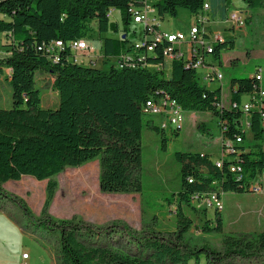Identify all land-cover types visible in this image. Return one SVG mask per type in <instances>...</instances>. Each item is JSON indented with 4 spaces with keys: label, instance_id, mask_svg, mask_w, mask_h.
<instances>
[{
    "label": "trees",
    "instance_id": "obj_1",
    "mask_svg": "<svg viewBox=\"0 0 264 264\" xmlns=\"http://www.w3.org/2000/svg\"><path fill=\"white\" fill-rule=\"evenodd\" d=\"M232 1L153 0V7L163 20L166 15L176 17L180 9L197 16L208 2L211 10L207 16L224 22ZM242 2L249 9L264 11V0ZM142 3L143 0H0V37L5 38L0 47L6 46L8 52L0 60V74L9 70L7 78L12 88V108L0 109V194L4 195L3 184L25 176L48 182L46 201L38 219L24 200L5 197L17 203L27 222L37 221L44 229L59 234L58 264H264V253L256 250L257 246L264 249V233L261 244L250 242V249L246 250L231 247L216 250L193 246L187 241L194 225L188 211L202 208L196 199L212 191L248 192L264 170V125L260 112L251 113L253 145H245L242 125L243 99L262 89L258 79L261 69L251 78L232 81L229 107L223 105L222 86L209 89L202 85L195 69L200 59L213 58L221 64L223 51L235 48L236 36L224 35L212 45L195 51L193 48L188 58L174 59L170 66L164 58L167 43H158L155 52L146 54L144 59L139 55L147 48L139 50L135 60L122 63L121 67L112 65L109 70L74 61L70 44L90 39L95 31L93 23L101 37L111 30L118 32V24L108 18L109 10H118L128 28L133 18L131 9ZM145 33L149 35L148 29ZM58 42L63 47L53 51ZM128 42L127 37L104 38V56H119ZM43 73L51 78L52 89L59 94L56 108L42 107L37 76ZM150 100L175 101L181 109L212 113L218 120L224 151L228 150L220 157L221 167L206 153L175 155L181 165L180 191L175 197L177 231L144 235L132 233L117 223L103 232L102 227L80 219L56 220L49 216L59 186L53 178L90 161L99 160L101 192H142L145 128L162 135L164 148L167 141L161 124L145 120ZM184 118L181 112V123ZM200 128L207 130L203 124ZM179 130L174 134L178 136ZM238 139L244 143L237 144ZM227 143L232 147L228 148ZM202 213L205 221L208 210L203 208ZM214 213L215 226L212 220H206L204 231L222 233V211ZM115 227L123 228L122 235L128 238L131 249L119 250L107 242L114 236Z\"/></svg>",
    "mask_w": 264,
    "mask_h": 264
},
{
    "label": "rangeland",
    "instance_id": "obj_2",
    "mask_svg": "<svg viewBox=\"0 0 264 264\" xmlns=\"http://www.w3.org/2000/svg\"><path fill=\"white\" fill-rule=\"evenodd\" d=\"M244 7L241 1L233 0L230 12L244 9ZM248 11L256 13L257 16L260 10L248 8ZM111 22L117 23L119 30L118 32L111 30L104 37L99 35L96 23L92 24L95 31L89 40L97 48L92 54L93 58L102 59L103 42L106 37H118L123 40L125 36L129 40L127 43L129 46L144 40V24H130L129 29L126 28L120 11L113 13ZM195 23L196 18L189 11L180 9L176 17L166 15L163 20L160 19V29L164 32H181L189 36ZM257 27L258 31L255 27L246 29V37L238 33L235 48L223 52L224 57H230L232 62L225 61L219 66L224 76L222 84L214 83L207 86L209 89L222 86V101L225 107L230 106L231 84L234 79L251 78L261 69L262 84L264 83V36L259 33L263 28L260 17L257 18ZM209 31L212 36L224 34V28L219 25L209 27ZM0 41L4 42L5 38L0 37ZM100 47L101 50H98ZM183 50H185V57L188 58L189 45H183ZM7 56L6 46L1 45L0 60ZM112 65L108 61L100 67H103V70H109ZM8 76L9 70L0 74V109L12 108V88L8 82ZM37 82L44 104H50L51 108H56L59 104V94L52 89L51 78L44 73L39 74ZM247 100L248 96H245L243 101ZM181 112L185 118L179 135L174 134L176 130L174 128L165 130L164 138L167 140L165 148L162 135L145 128L142 138V192L107 195L112 216L109 224L103 227L98 226L74 215L75 206L84 203L78 198L81 194L80 189L86 186L90 188L92 185L99 188V160L90 161L78 168H68L53 178L59 186L55 203L49 209V216L56 220L80 219L92 226L102 227L103 232L110 230L113 228L110 226L117 223L130 229L132 233L144 235L150 232L165 235L176 232L177 200L175 197L180 191L181 165L175 155L179 152L206 153L212 157L213 161H217L221 157L223 143L218 120L212 113H198L185 109H181ZM149 119L156 125L161 124L159 117H145L146 121ZM201 124L206 126V131L201 130ZM246 134L245 145L248 147L253 145L254 141L249 128H246ZM47 183V181H37L25 176L19 181L3 184L1 191L4 195L0 194V264H22L24 253H28L30 257L27 264H58L59 234L56 231L44 229L37 221L27 222L17 203L5 197L8 195L13 199L24 200L32 210L35 219H38L46 201ZM222 202L223 232L204 231L203 224L206 220H212V226H215L214 211H208L204 221L203 208H199V211L189 210L188 215L194 221V225L187 241L193 246H207L216 250L227 247L246 250L250 249V242L255 241L261 244V234L264 233V193L261 195L251 192L225 193L222 196ZM112 231H115L112 232L114 236L107 241L110 245L119 250L132 248L125 234L122 235L123 228L115 227ZM256 250L264 253L262 246H257Z\"/></svg>",
    "mask_w": 264,
    "mask_h": 264
},
{
    "label": "built area",
    "instance_id": "obj_3",
    "mask_svg": "<svg viewBox=\"0 0 264 264\" xmlns=\"http://www.w3.org/2000/svg\"><path fill=\"white\" fill-rule=\"evenodd\" d=\"M210 10V4L206 2L203 7L202 13L197 16H194L196 18V23L194 24L191 32L189 33V36L181 32L170 34L160 31V18L157 11L153 7V0H143V3L140 5V7L132 8L131 12L133 14L132 24L145 25L144 40L141 43L132 44L131 50L134 52V55H128V57H120L121 59H119L115 65L117 67H121L122 63L135 60L136 54L139 52V50H144L147 48V51L145 53H141L139 55L141 59H144L146 54H151V44L167 43L169 46L164 51V58L166 59L168 66H170L174 59L183 58L185 56L184 53L181 52V50L179 49L183 45H189L191 55L193 48L195 51L196 48L198 49V47L202 49L203 47L208 46L210 43L212 45L213 42L221 40L224 34L212 36L209 31L210 22L215 21L211 17L207 16V13L210 12ZM114 12L115 10H109L108 18L110 20ZM216 21L218 23H226L230 26H233L234 28H241L247 23V15L242 12H232V15H229L226 21ZM147 29L149 31V35L145 33ZM206 35L209 36V39L205 38ZM149 42L150 45H148ZM61 47H63V44L58 42L54 46L53 51L57 52V49ZM70 48L74 54V61L76 63L89 64L97 67L98 62L94 61V56L92 57V54L96 51V47L92 44L89 39L74 41L70 44ZM98 50H101V47ZM101 58L102 59L99 61V63L105 64L108 61V58L111 57H105L103 55ZM56 60L58 59L56 58ZM219 66L220 65L218 64V62L215 61V59L209 61L200 59L198 62H196L195 69L197 70L200 83L205 84L204 86H210L214 83L222 84L224 76L220 72ZM258 79L262 81V76H260ZM178 106L179 104L175 101L151 103L150 100L146 105L145 115L149 117H159L161 119V127L164 130L172 128L181 129L183 123H178ZM255 110L260 112L264 125L263 89H261L258 94L248 97L247 101H243L242 125L245 133L246 128H249L251 130V113ZM223 143L221 157L225 156V151L228 152V150L224 151ZM243 143L244 141L242 139H238L237 144ZM227 147L231 148L232 145L227 143ZM220 162V159L217 160L218 167H221ZM235 171L236 169H233V172ZM248 192L258 195L264 193V170L260 172L257 178L251 183ZM223 195V193L218 194L212 191L206 195H203L200 199H196V203H198L202 208H205L208 211H222L224 209L222 202ZM29 258V254L24 253L22 255V264H27Z\"/></svg>",
    "mask_w": 264,
    "mask_h": 264
},
{
    "label": "crops",
    "instance_id": "obj_4",
    "mask_svg": "<svg viewBox=\"0 0 264 264\" xmlns=\"http://www.w3.org/2000/svg\"><path fill=\"white\" fill-rule=\"evenodd\" d=\"M239 1L242 2V0H239ZM244 6H245L244 9H238V10L233 11V12H242V13H245L247 15V23L244 26H242L241 28H232V27H230V25H228L226 23H218L216 21V20H219L218 18L217 19L212 18L215 21L210 22L209 27L212 28L213 25H219V26H222L224 28V35H230L231 34V35H235L237 37L238 33H241L242 36L246 37L247 36L246 29L255 27L256 31H258L257 18L260 17L263 28H262V32H259V33H261V35L264 36V30H263L264 29V11L262 9H259L260 10L259 15L256 16V13H250L248 11V7L245 4H244ZM116 11H118V10H115V12ZM230 14H232V12H230L229 15ZM160 31L164 32L161 29H160ZM164 33L175 34L178 32H166L165 31ZM115 39H120V38L115 37ZM131 46H132V44L130 46L128 44H126V47L124 48V50L122 51V53L119 56H117L116 58H112V57L108 58V61H110L111 64L115 65L117 63V61L119 59H121L120 57H128V55H134V52L133 51L131 52ZM179 49L181 50V52H183V53L185 52V50H183V46L180 47ZM189 50H190V48H189ZM253 53H254V51H253ZM224 58H228V59L225 60ZM93 59H94V61L98 62L97 63L98 69H102L103 67H100V66L104 65V64L99 63V61H100L99 58H93ZM212 59L213 58H209V60H212ZM229 59H230V57H224V55L222 53L221 64H224L225 61L231 63L232 60L231 59L229 60ZM221 64H219V65H221ZM7 71L8 70H5V72H7ZM261 72H262V70H261ZM262 81H261V84H262ZM261 88L264 90V83L262 84ZM50 106H51L50 104H44V101H42V107L44 109H52ZM80 190H81L80 191L81 194L78 196V198H80L79 201L83 200L84 203H81V204L79 203L75 206L76 212L74 213V215L82 217L86 221H88L92 224H96L98 226L103 227V225L109 224L112 221V216L110 214L111 205H110L109 198H107V195H113V194H106V193L101 192L100 187L97 188L96 185H92V186H90V188H89V186H86V187L81 188ZM73 192H74V189L72 188V190H71L72 196H73ZM55 198H56V196H55ZM54 203H55V199H54L53 204ZM29 260H30V258H29Z\"/></svg>",
    "mask_w": 264,
    "mask_h": 264
},
{
    "label": "bare ground",
    "instance_id": "obj_5",
    "mask_svg": "<svg viewBox=\"0 0 264 264\" xmlns=\"http://www.w3.org/2000/svg\"><path fill=\"white\" fill-rule=\"evenodd\" d=\"M156 45L157 44L151 45V54H153L155 52ZM178 123H181V108L179 106H178Z\"/></svg>",
    "mask_w": 264,
    "mask_h": 264
},
{
    "label": "water",
    "instance_id": "obj_6",
    "mask_svg": "<svg viewBox=\"0 0 264 264\" xmlns=\"http://www.w3.org/2000/svg\"><path fill=\"white\" fill-rule=\"evenodd\" d=\"M126 37L124 36V38L123 39H125Z\"/></svg>",
    "mask_w": 264,
    "mask_h": 264
}]
</instances>
